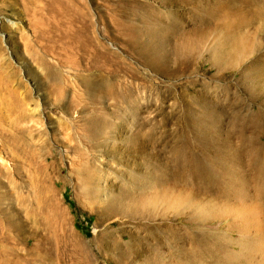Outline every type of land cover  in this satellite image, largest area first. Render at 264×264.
<instances>
[{"label": "rangeland", "instance_id": "obj_1", "mask_svg": "<svg viewBox=\"0 0 264 264\" xmlns=\"http://www.w3.org/2000/svg\"><path fill=\"white\" fill-rule=\"evenodd\" d=\"M263 2L0 0V264H257Z\"/></svg>", "mask_w": 264, "mask_h": 264}, {"label": "bare ground", "instance_id": "obj_2", "mask_svg": "<svg viewBox=\"0 0 264 264\" xmlns=\"http://www.w3.org/2000/svg\"><path fill=\"white\" fill-rule=\"evenodd\" d=\"M251 1V0H246ZM264 4V2H263ZM261 5V4H260ZM262 7V6H261ZM258 9V8H257ZM261 11V10H260ZM253 14V13H252ZM263 195V193H262ZM263 204V203H262ZM263 207V206H262ZM264 213V212H263ZM261 213V214H263ZM261 225L259 227L258 231V238L256 241H254L255 249H256V256H257V264H264V215L263 218L261 219ZM258 229V228H257ZM247 256V255H246ZM255 260V259H254Z\"/></svg>", "mask_w": 264, "mask_h": 264}]
</instances>
